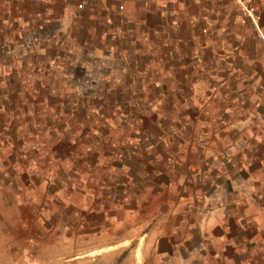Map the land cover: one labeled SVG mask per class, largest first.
<instances>
[{
  "label": "crops",
  "instance_id": "obj_1",
  "mask_svg": "<svg viewBox=\"0 0 264 264\" xmlns=\"http://www.w3.org/2000/svg\"><path fill=\"white\" fill-rule=\"evenodd\" d=\"M262 28L237 0H0V133L12 126L9 148L42 134L63 156L78 136V121L70 132L62 124L77 89L104 80L126 90L113 92L112 118L130 115L117 112L120 103L143 105L138 119L155 126L141 131L154 140H140L138 151L152 149L155 181L174 185L169 208L140 212L155 219L156 240L169 241L162 263L264 264V20ZM32 66V90L22 93L19 75ZM168 152L169 177L156 161Z\"/></svg>",
  "mask_w": 264,
  "mask_h": 264
},
{
  "label": "rangeland",
  "instance_id": "obj_2",
  "mask_svg": "<svg viewBox=\"0 0 264 264\" xmlns=\"http://www.w3.org/2000/svg\"><path fill=\"white\" fill-rule=\"evenodd\" d=\"M252 5L260 19L258 24L248 20L262 33L264 0H252ZM98 84L78 87V97L71 96L75 100L66 106L69 115L62 124L70 132L78 121V136H72L74 144L63 156L51 152L42 134L25 135L20 148H9L8 141L15 137L12 126H7L11 138L2 133L5 129L0 133V264H163L161 252L170 250L169 241L156 240L153 217H140L145 208H169L174 190L168 178L164 185L155 181L159 165L152 149L138 151L140 140H154L149 130L141 128L155 124L138 119L145 109L140 103H120L117 112L130 115L113 119L112 94L122 90L105 85L104 80ZM26 102L21 100L20 108L33 113ZM35 117L40 126L45 124L42 113ZM23 125L30 132V123ZM57 132L56 125L49 138L54 141ZM127 135L129 141L124 140ZM25 143L37 148L22 151ZM162 143L170 147L168 139ZM127 158L134 167L123 165ZM156 161H162L169 177V165L174 163L171 153Z\"/></svg>",
  "mask_w": 264,
  "mask_h": 264
},
{
  "label": "built area",
  "instance_id": "obj_3",
  "mask_svg": "<svg viewBox=\"0 0 264 264\" xmlns=\"http://www.w3.org/2000/svg\"><path fill=\"white\" fill-rule=\"evenodd\" d=\"M237 2L241 6L244 17L248 18V19L250 18L255 24H258L260 16L256 14V11H255L256 8H255V6L252 5V0H237ZM118 11H119V15H120L121 20L125 21V19H126L125 5L123 3H121L119 5ZM243 22L245 23L246 21L244 20ZM12 51L14 52L15 49L12 48ZM26 54H28V52H26ZM6 68H7L8 73L15 72L18 68L16 59H14L10 63H8ZM35 70H36L35 67L32 66L24 74L19 75V78L21 80V87L23 89V92L26 94L30 93L32 90L31 80L34 77ZM217 91H218L217 87L212 88V93L210 94V96L208 98L209 103H213ZM22 102H23V100H22ZM2 133L7 138H11V128L10 127H6ZM36 148H37V146L34 144L25 143L21 150L22 151H25V150L28 151L30 149H36ZM22 156L25 157L26 154L24 153V154H22Z\"/></svg>",
  "mask_w": 264,
  "mask_h": 264
},
{
  "label": "bare ground",
  "instance_id": "obj_4",
  "mask_svg": "<svg viewBox=\"0 0 264 264\" xmlns=\"http://www.w3.org/2000/svg\"><path fill=\"white\" fill-rule=\"evenodd\" d=\"M141 239H143V238H141ZM140 250V249H139ZM140 254H141V251H138V256H140Z\"/></svg>",
  "mask_w": 264,
  "mask_h": 264
}]
</instances>
